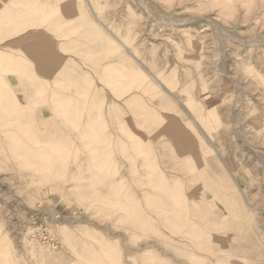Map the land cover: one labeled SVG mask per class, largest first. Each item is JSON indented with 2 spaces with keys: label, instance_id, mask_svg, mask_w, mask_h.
Wrapping results in <instances>:
<instances>
[{
  "label": "rangeland",
  "instance_id": "obj_1",
  "mask_svg": "<svg viewBox=\"0 0 264 264\" xmlns=\"http://www.w3.org/2000/svg\"><path fill=\"white\" fill-rule=\"evenodd\" d=\"M0 183V264H264V0H0Z\"/></svg>",
  "mask_w": 264,
  "mask_h": 264
},
{
  "label": "crops",
  "instance_id": "obj_2",
  "mask_svg": "<svg viewBox=\"0 0 264 264\" xmlns=\"http://www.w3.org/2000/svg\"><path fill=\"white\" fill-rule=\"evenodd\" d=\"M114 37V36H113ZM107 44L110 46V49H114L116 51V54H118L119 52H122V56H123V60L126 58L130 59V52L127 49L126 45L124 43L119 42L115 37L112 38L110 37V40L107 41ZM129 77V75H127ZM133 79H135V76H133ZM138 79V78H137ZM0 186H3L2 183H0ZM2 194L0 193V221L4 222V223H8L10 230L12 232H14V235H19L20 233L17 232L18 231V227L17 224L11 225V223L13 221L10 220V216L5 214V201L3 199H5L3 196H1ZM17 204H14L13 206H7L6 209H12V207L14 208V206H16ZM16 231V232H15ZM263 259H264V254H263Z\"/></svg>",
  "mask_w": 264,
  "mask_h": 264
},
{
  "label": "bare ground",
  "instance_id": "obj_3",
  "mask_svg": "<svg viewBox=\"0 0 264 264\" xmlns=\"http://www.w3.org/2000/svg\"><path fill=\"white\" fill-rule=\"evenodd\" d=\"M102 69H104V68H102ZM176 151V150H175ZM144 186V185H143ZM170 221V220H169ZM179 232V231H178Z\"/></svg>",
  "mask_w": 264,
  "mask_h": 264
}]
</instances>
